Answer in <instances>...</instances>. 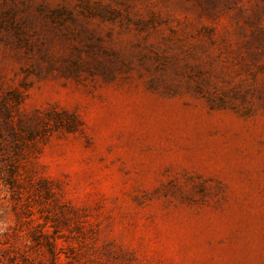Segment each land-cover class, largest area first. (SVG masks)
I'll return each mask as SVG.
<instances>
[{"label":"rangeland","instance_id":"374dc122","mask_svg":"<svg viewBox=\"0 0 264 264\" xmlns=\"http://www.w3.org/2000/svg\"><path fill=\"white\" fill-rule=\"evenodd\" d=\"M0 264H264V0H0Z\"/></svg>","mask_w":264,"mask_h":264},{"label":"trees","instance_id":"16d2710c","mask_svg":"<svg viewBox=\"0 0 264 264\" xmlns=\"http://www.w3.org/2000/svg\"><path fill=\"white\" fill-rule=\"evenodd\" d=\"M47 244L49 245V250H50V255H51V259L55 262L59 261V253L56 251V243L54 242H47Z\"/></svg>","mask_w":264,"mask_h":264}]
</instances>
